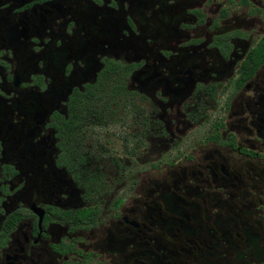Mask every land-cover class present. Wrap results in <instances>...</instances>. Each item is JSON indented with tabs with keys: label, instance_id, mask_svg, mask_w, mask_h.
<instances>
[{
	"label": "flooded vegetation",
	"instance_id": "af4514ba",
	"mask_svg": "<svg viewBox=\"0 0 264 264\" xmlns=\"http://www.w3.org/2000/svg\"><path fill=\"white\" fill-rule=\"evenodd\" d=\"M0 264H264V0H0Z\"/></svg>",
	"mask_w": 264,
	"mask_h": 264
}]
</instances>
